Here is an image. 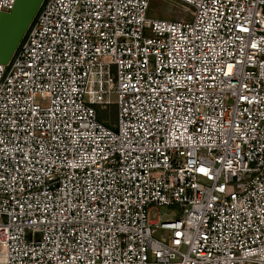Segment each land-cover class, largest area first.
Instances as JSON below:
<instances>
[{
    "label": "built area",
    "instance_id": "obj_1",
    "mask_svg": "<svg viewBox=\"0 0 264 264\" xmlns=\"http://www.w3.org/2000/svg\"><path fill=\"white\" fill-rule=\"evenodd\" d=\"M171 1L43 0L0 65V264H264V0Z\"/></svg>",
    "mask_w": 264,
    "mask_h": 264
},
{
    "label": "water",
    "instance_id": "obj_2",
    "mask_svg": "<svg viewBox=\"0 0 264 264\" xmlns=\"http://www.w3.org/2000/svg\"><path fill=\"white\" fill-rule=\"evenodd\" d=\"M43 0H15L8 13L0 15V65L7 64Z\"/></svg>",
    "mask_w": 264,
    "mask_h": 264
},
{
    "label": "rangeland",
    "instance_id": "obj_3",
    "mask_svg": "<svg viewBox=\"0 0 264 264\" xmlns=\"http://www.w3.org/2000/svg\"><path fill=\"white\" fill-rule=\"evenodd\" d=\"M148 17L153 19L176 20L182 17L185 12L184 8L171 0H150ZM262 13L263 10H260ZM98 117L108 121L110 124L115 122L114 108H106L104 111H98ZM177 215L176 207H155L149 213L151 222H162L172 220ZM160 233V232H159ZM157 236V235H156Z\"/></svg>",
    "mask_w": 264,
    "mask_h": 264
},
{
    "label": "trees",
    "instance_id": "obj_4",
    "mask_svg": "<svg viewBox=\"0 0 264 264\" xmlns=\"http://www.w3.org/2000/svg\"><path fill=\"white\" fill-rule=\"evenodd\" d=\"M99 118V117H98ZM100 119V118H99Z\"/></svg>",
    "mask_w": 264,
    "mask_h": 264
}]
</instances>
